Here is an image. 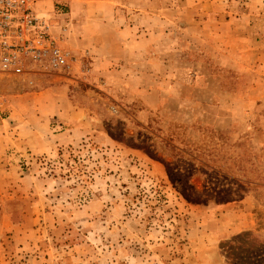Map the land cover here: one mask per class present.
<instances>
[{"label": "rangeland", "instance_id": "obj_1", "mask_svg": "<svg viewBox=\"0 0 264 264\" xmlns=\"http://www.w3.org/2000/svg\"><path fill=\"white\" fill-rule=\"evenodd\" d=\"M124 1L107 63L0 74V118L38 132L59 83L76 112L6 153L0 264H264V0Z\"/></svg>", "mask_w": 264, "mask_h": 264}, {"label": "crops", "instance_id": "obj_2", "mask_svg": "<svg viewBox=\"0 0 264 264\" xmlns=\"http://www.w3.org/2000/svg\"><path fill=\"white\" fill-rule=\"evenodd\" d=\"M129 1L140 2L142 0ZM116 2L126 4L124 0H67L65 5L67 11L53 19L55 25L52 31L60 37L62 44H69L72 52L76 51L80 54L83 51L81 54L84 52L89 54L99 64L107 63L106 60L110 57L108 48L117 47L118 40L126 39V27L119 26L124 24L125 19H122L120 10L115 9ZM47 4L49 5V2ZM50 88H59V91L47 92L46 95L37 97L36 100L38 103L36 110L39 115H35L39 118L38 122H46L45 125L39 126L38 132H35L33 127L30 130L28 128L24 130L23 126L11 121V116L0 118V160L4 161V164L0 163L1 174L4 172L7 176L11 173V168L6 166L5 161L9 149L13 150L12 148L16 147L13 150L15 153L19 149H26L35 144L36 146L41 145L42 150H47L52 148L57 141H66L65 136L60 135L62 133L53 134V131L60 130L61 124L66 123L71 115L76 114L67 97L68 84L59 83L44 88L43 92ZM18 95L22 97L24 94L18 93ZM45 101L49 103L48 107L42 106ZM49 117L53 119V124H50ZM248 223L249 221L242 220L235 224L243 227L248 226ZM242 227L239 226V228Z\"/></svg>", "mask_w": 264, "mask_h": 264}, {"label": "built area", "instance_id": "obj_3", "mask_svg": "<svg viewBox=\"0 0 264 264\" xmlns=\"http://www.w3.org/2000/svg\"><path fill=\"white\" fill-rule=\"evenodd\" d=\"M66 2L0 0V74L20 77L69 69L71 57L52 31L53 19L67 11Z\"/></svg>", "mask_w": 264, "mask_h": 264}]
</instances>
